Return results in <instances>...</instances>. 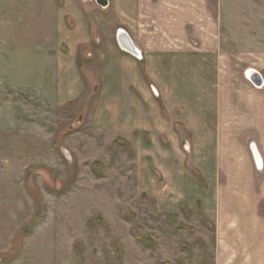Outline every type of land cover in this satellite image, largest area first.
<instances>
[{"label": "rangeland", "instance_id": "1", "mask_svg": "<svg viewBox=\"0 0 264 264\" xmlns=\"http://www.w3.org/2000/svg\"><path fill=\"white\" fill-rule=\"evenodd\" d=\"M113 1L82 6L81 92L54 104L31 75L51 0H0V264H264V212L228 210L241 183L181 121L208 129L210 94L253 85L248 68L264 78V0H200L202 51L189 64L122 51L112 64L118 29L132 38V0H120L122 11L131 2L121 19Z\"/></svg>", "mask_w": 264, "mask_h": 264}, {"label": "crops", "instance_id": "2", "mask_svg": "<svg viewBox=\"0 0 264 264\" xmlns=\"http://www.w3.org/2000/svg\"><path fill=\"white\" fill-rule=\"evenodd\" d=\"M91 1L51 0L50 7L53 12L48 19L54 21L53 28L44 29L41 33L40 26H34L32 38L34 42L39 39L41 45L36 51H39L41 56L37 57L39 64H32L34 69L31 75L33 82L38 86L35 87L34 92L40 94V98L44 101L52 100L54 104L72 101L81 92L77 80L80 73L78 65L75 68V64L79 62L75 53L79 51V46L90 42V30L86 24L85 8L82 6ZM109 4L112 5L110 0ZM121 4L120 0L113 1L118 19L122 18V12H127L128 16L131 12L130 1L127 10L122 11ZM200 16V0H132L131 39L141 54L139 60L142 59V53H145L148 54V59L150 58L148 60L150 64L153 62L154 64H189L186 54L202 51ZM68 19L71 24L74 23L73 27L71 24V27H68L66 23H69ZM31 20L40 21L41 17L34 16ZM1 22L6 24L9 20L1 19ZM117 45L119 52H114L108 59L112 64H119L114 59L120 57L121 51L128 53L120 48L118 42ZM64 50L66 53L69 50V54L65 56ZM204 51L214 52L216 49L207 46ZM50 61L51 64H48ZM249 69L253 68L246 69L245 77ZM168 81L169 85L170 83L173 85L171 91L178 94L184 91L182 86V90L179 86L174 87L175 83L181 85L184 80L179 83L174 82V78L168 77ZM47 83L54 84L55 89L49 88ZM228 84L224 81V85ZM237 85L240 86L236 89L228 85L230 87H223L218 94L217 92L210 94L209 105L212 107V104H215V108L208 111L210 114L208 116L212 119L207 124L208 129L203 128L201 121L199 123L198 120L190 119L191 114H188L187 120L183 118L185 114L182 115L181 121L190 126L194 133H204L205 136L197 146L205 148L209 144L217 164L215 170L220 171L219 174L224 175L225 180L241 183L240 190L230 189L227 192V195L232 197V204L228 207L232 209L228 210L242 214H257L260 211L264 212V92H261L263 87H254L248 82ZM178 100H180L179 96L176 98V101ZM215 100L219 103H214ZM258 174L260 176H257ZM257 179L261 183H258L255 189L254 182Z\"/></svg>", "mask_w": 264, "mask_h": 264}, {"label": "water", "instance_id": "3", "mask_svg": "<svg viewBox=\"0 0 264 264\" xmlns=\"http://www.w3.org/2000/svg\"><path fill=\"white\" fill-rule=\"evenodd\" d=\"M97 5H99L102 8H107L109 5V0H94ZM117 42L122 50L125 52L130 53L131 55L140 58L141 54L139 50L135 47V45L132 42L131 37L129 34L123 30L118 29L116 34ZM246 77L250 80V82L257 88H261L264 84V80L262 75L257 72L256 70L249 69L246 72Z\"/></svg>", "mask_w": 264, "mask_h": 264}]
</instances>
